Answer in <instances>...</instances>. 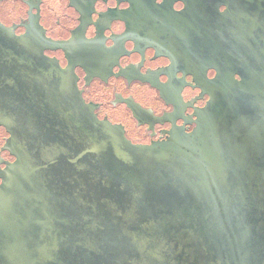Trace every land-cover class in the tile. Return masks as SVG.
I'll return each mask as SVG.
<instances>
[{
  "label": "water",
  "instance_id": "1",
  "mask_svg": "<svg viewBox=\"0 0 264 264\" xmlns=\"http://www.w3.org/2000/svg\"><path fill=\"white\" fill-rule=\"evenodd\" d=\"M262 41L193 132L141 145L0 22V264H264Z\"/></svg>",
  "mask_w": 264,
  "mask_h": 264
},
{
  "label": "flooded vegetation",
  "instance_id": "2",
  "mask_svg": "<svg viewBox=\"0 0 264 264\" xmlns=\"http://www.w3.org/2000/svg\"><path fill=\"white\" fill-rule=\"evenodd\" d=\"M0 22L34 39L134 144L193 132L214 86L263 63L264 0H0ZM232 39L246 40L242 51ZM10 136L0 124V183L15 161Z\"/></svg>",
  "mask_w": 264,
  "mask_h": 264
}]
</instances>
